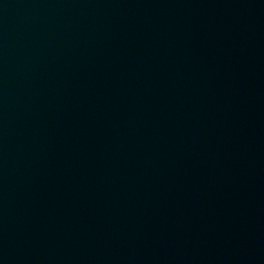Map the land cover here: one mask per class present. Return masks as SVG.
I'll return each mask as SVG.
<instances>
[{
  "label": "water",
  "instance_id": "obj_1",
  "mask_svg": "<svg viewBox=\"0 0 264 264\" xmlns=\"http://www.w3.org/2000/svg\"><path fill=\"white\" fill-rule=\"evenodd\" d=\"M0 264H264V0H0Z\"/></svg>",
  "mask_w": 264,
  "mask_h": 264
}]
</instances>
